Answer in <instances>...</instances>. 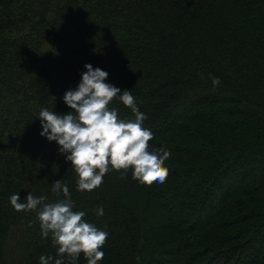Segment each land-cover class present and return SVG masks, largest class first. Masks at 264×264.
Returning a JSON list of instances; mask_svg holds the SVG:
<instances>
[{"label":"trees","instance_id":"16d2710c","mask_svg":"<svg viewBox=\"0 0 264 264\" xmlns=\"http://www.w3.org/2000/svg\"><path fill=\"white\" fill-rule=\"evenodd\" d=\"M86 64L135 97L151 150L171 154L165 183L113 171L76 190L38 117L71 111ZM57 180L108 233L98 264H264V0H0V264L56 255L10 196L53 202Z\"/></svg>","mask_w":264,"mask_h":264},{"label":"clouds","instance_id":"9594fccd","mask_svg":"<svg viewBox=\"0 0 264 264\" xmlns=\"http://www.w3.org/2000/svg\"><path fill=\"white\" fill-rule=\"evenodd\" d=\"M81 82L75 90H68L63 101L71 110L67 114H56L41 108L40 135L49 142L55 141L59 153L71 162L77 175L76 190L93 192L100 188L104 177L118 172L126 179L129 170L141 184L151 186L163 184L168 179L169 169L165 162L170 152L163 147L151 150L153 133L144 127L147 116L142 113L131 91L115 87L105 81L108 73L100 68L85 65ZM213 87L220 84L212 77ZM119 100L130 109L134 119H121L117 110L110 108ZM51 191L55 201L48 202L46 195L35 197L29 193L21 202L19 194L10 196V204L16 212L38 211L41 235L51 236L56 255H41L39 264H78L83 254L87 264L102 261L108 233L93 223L84 220V211H74V201L67 183L57 180ZM103 216V208L97 209Z\"/></svg>","mask_w":264,"mask_h":264}]
</instances>
